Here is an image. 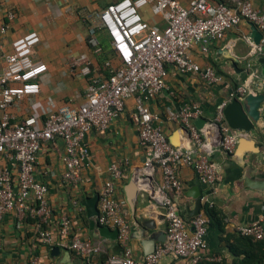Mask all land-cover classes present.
I'll return each instance as SVG.
<instances>
[{
    "label": "crops",
    "instance_id": "obj_1",
    "mask_svg": "<svg viewBox=\"0 0 264 264\" xmlns=\"http://www.w3.org/2000/svg\"><path fill=\"white\" fill-rule=\"evenodd\" d=\"M114 1L0 0V27L6 26L1 41L0 76L5 66L3 56L11 52V43L30 31L36 32L40 38L32 50L31 59L47 66L40 80L39 94L8 109L17 121L29 114L32 101L45 103L51 98L56 106H77L84 102L86 80L79 76L74 65L82 55L90 60L92 73L102 80L119 65L117 52L113 50L105 30H96V47L87 45L88 24L78 15L82 9L95 11ZM179 1L182 4L187 2ZM252 4L264 11V0H252ZM8 12L13 13V19H8ZM141 14L149 25L164 27V21L152 15L149 8L141 10ZM248 33L249 24L241 22L223 39L212 42L207 52H201L197 45L190 49V56L198 66L213 68L222 76L221 83L209 86L201 76L182 74L168 65L165 88L156 96L143 99L144 105L156 118L154 125L162 129L172 146L190 150L194 157L205 155L217 168V180L207 185L191 167H179L177 174L183 186L182 192L167 194L189 225L190 219L194 218L190 212L195 206L190 192L197 188L202 203L198 215L208 220L203 252L209 259L206 262L215 258V261L223 259L225 264H232L229 246L237 236V228L259 220L264 224V190L253 188L258 182H264V103L256 129L242 144L237 142L232 154L222 150L221 137L213 125L216 106L228 103L229 94L237 87L244 85L247 93L264 94V54L252 52L253 44L247 39ZM253 75L255 80L250 81ZM135 103L134 96L126 99L123 111L105 132L93 130L85 136L82 144L88 151V158L77 185H67L61 178L64 170L61 161L63 142L57 138L42 146L36 159L35 177L48 188L52 214L47 229L54 243L48 246L39 241V225L28 212L23 217L14 212L7 213L0 221V264H28L34 257L49 264H90L69 248L74 237L89 240L97 249L94 258L98 261H104L111 255H121L123 248L118 241L101 238L96 228L90 229V220L81 206L84 199L98 196L104 183L111 179L112 166L122 169L121 179L115 184L116 197L130 225L127 242L134 261L139 264L144 259L145 247L150 246L152 236H157L162 242L165 240L166 225L164 219H159L163 215L158 203L161 174L156 166H145L149 156L147 150L139 145L137 129L131 118ZM186 105H196L200 109L201 114L193 120L194 125L200 118L207 122L199 130L202 147L192 143L180 124L168 119L169 112L176 113ZM0 165L10 167L16 176V164L0 158ZM131 191L134 192L132 206L128 203ZM206 207L214 210V218L206 215ZM63 218L69 221V233L64 236L60 233ZM160 241L156 245L162 243ZM55 246L60 253L52 257L50 251ZM159 264H177V261L167 257Z\"/></svg>",
    "mask_w": 264,
    "mask_h": 264
},
{
    "label": "built area",
    "instance_id": "obj_2",
    "mask_svg": "<svg viewBox=\"0 0 264 264\" xmlns=\"http://www.w3.org/2000/svg\"><path fill=\"white\" fill-rule=\"evenodd\" d=\"M145 8L164 21L162 29L144 20L141 10ZM78 15L88 24L87 45L96 47V30H105L113 50L117 52L119 65L102 80L92 73L90 60L82 55L74 65L79 76L86 80L84 102L77 106H56L51 98L45 103L32 101L29 114L17 121L8 109L39 94L40 80L47 66L31 59L33 48L40 42L36 32H27L11 43V52L3 56L5 66L0 76V158L16 164L17 173L15 176L10 167L0 165V221L10 212L18 217L28 212L40 226L39 241L51 246L54 240L47 229L52 214L48 188L35 177L39 151L46 143L60 139L64 145L62 181L67 185H77L88 158V151L82 144L85 136L93 130L105 132L123 111L126 99L134 96L136 103L131 118L137 129L139 145L147 150L149 156L145 166H156L161 174L158 203L166 225L165 240L139 264H159L167 257L175 258L177 264H198L201 260H209L203 255L207 218L197 215L189 225L186 224L167 194L182 192L183 186L177 174L179 167H191L207 185L217 180V168L205 155L194 157L190 150L172 146L162 129L154 125L156 118L144 105L143 99L154 97L165 88L168 65L182 74L201 76L209 86L221 83V75L209 66H198L189 52L196 45L201 52H207L212 42L223 39L241 22L252 23L262 34L259 44L252 45V52L264 54V11L255 8L252 0H187L186 4L179 0H117L99 10L82 9ZM7 17L11 20L14 15L8 12ZM5 31L6 26H1L0 52ZM113 39H118L119 43L116 45ZM253 80L254 75L250 77V81ZM246 95L247 88L241 85L229 94V100H241ZM226 104L222 102L216 106L213 122L218 124L221 133L222 150L232 154L243 133L231 130L226 124L223 116ZM200 114L196 105H186L176 113L169 112L168 119L185 128L192 143L202 147V135L193 124ZM110 169L111 179L104 183L98 194L95 222L98 226L117 228L122 254L98 261L94 258L97 249L89 240L79 237L72 239L69 248L90 264H137L127 242L130 225L116 197L115 184L121 179L122 169L120 166ZM236 231L242 237L264 240L262 220L240 226ZM60 233L63 236L69 233L66 218L61 220ZM28 264L49 263L34 257Z\"/></svg>",
    "mask_w": 264,
    "mask_h": 264
},
{
    "label": "water",
    "instance_id": "obj_3",
    "mask_svg": "<svg viewBox=\"0 0 264 264\" xmlns=\"http://www.w3.org/2000/svg\"><path fill=\"white\" fill-rule=\"evenodd\" d=\"M248 24H249V33L247 35V39L251 44L258 45L260 39L262 38V34L256 29V27L252 23H248ZM263 103H264L263 93L254 94L252 92H249L243 99L241 100L232 99L226 104L223 110V116L226 124L229 126L231 130L242 132L244 134V137L238 139L237 142L239 144H242V142H244V140H246V138L256 129L257 123L261 118L260 108ZM205 123H207L206 120L200 118L196 120L195 127L198 130H200ZM213 125L217 128L219 132L218 124H215L213 122ZM183 129L189 135L188 131L185 128ZM219 135L221 137L220 132ZM253 188L257 190H264V182L263 181L258 182L256 186H253ZM132 190L134 191V189ZM133 191L130 192L128 197V203L131 206L134 201ZM190 194L191 197L195 199V206L194 209L190 212V216L195 217L200 213V210L202 208V203L198 195L197 188L191 190ZM97 202H98L97 195H94L90 198H86L81 202V206L85 209L86 216L90 220L89 221L90 229L93 230L94 228H96L98 236L101 238H104L109 241H118L117 228L111 229L108 227L96 225L95 217L98 215ZM159 219L162 220L164 219V217L160 216ZM160 240L161 239L157 238V236L155 235L152 236L149 239L150 246L145 247L146 248L145 255L151 254L155 249L156 243L159 242ZM59 253L60 251L57 246L53 247L50 251V255L52 257H57ZM67 256L69 257V253H67Z\"/></svg>",
    "mask_w": 264,
    "mask_h": 264
},
{
    "label": "trees",
    "instance_id": "obj_4",
    "mask_svg": "<svg viewBox=\"0 0 264 264\" xmlns=\"http://www.w3.org/2000/svg\"><path fill=\"white\" fill-rule=\"evenodd\" d=\"M204 209L208 217L214 218V210L207 207ZM229 251L233 255L232 264H264V240L255 241L251 238L242 237L237 234V236L233 238L232 244L229 246ZM198 264H225V261L223 259L220 261L210 262L201 260Z\"/></svg>",
    "mask_w": 264,
    "mask_h": 264
},
{
    "label": "clouds",
    "instance_id": "obj_5",
    "mask_svg": "<svg viewBox=\"0 0 264 264\" xmlns=\"http://www.w3.org/2000/svg\"><path fill=\"white\" fill-rule=\"evenodd\" d=\"M113 41L116 43V45L119 43L118 39H113Z\"/></svg>",
    "mask_w": 264,
    "mask_h": 264
}]
</instances>
